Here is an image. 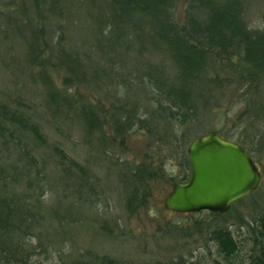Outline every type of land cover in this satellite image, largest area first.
<instances>
[{
    "label": "rangeland",
    "instance_id": "obj_1",
    "mask_svg": "<svg viewBox=\"0 0 264 264\" xmlns=\"http://www.w3.org/2000/svg\"><path fill=\"white\" fill-rule=\"evenodd\" d=\"M190 6L192 0H175L178 27L186 25ZM110 14L108 0H0V105L44 137L0 119V191L35 215L33 243L50 249L56 264L96 256L120 264H227L210 239L220 227L238 242L236 259H244L247 226L264 213V78L242 79L239 56L213 55L198 117L187 126L171 123L156 113L148 76L152 70L177 77L171 53L163 43L150 44L146 23L116 36ZM241 14L264 35V0H244ZM31 24L45 32L34 62L28 60ZM66 54L78 60V81ZM83 108L99 117L93 132L79 115ZM124 112L134 123L118 136L114 120L124 122ZM212 131L243 143L260 170L259 188L223 217L167 210L166 198L191 174L183 154L188 157L194 137ZM56 149L84 173L63 166ZM144 165L155 177L145 203L130 212L123 180Z\"/></svg>",
    "mask_w": 264,
    "mask_h": 264
},
{
    "label": "trees",
    "instance_id": "obj_2",
    "mask_svg": "<svg viewBox=\"0 0 264 264\" xmlns=\"http://www.w3.org/2000/svg\"><path fill=\"white\" fill-rule=\"evenodd\" d=\"M108 1L110 21L116 36L127 32L137 33L143 23H146L151 31L150 44L155 46L157 43H163L176 63L177 77L175 75L165 78L161 73L149 71L150 89L157 91L156 113H159L160 118L165 114V119L169 122L183 126L195 121L199 114L198 93H201L206 84L204 74L213 55L225 56L227 60L239 56L242 67H245L241 74L242 79L255 81L264 78V35L250 30L243 20L241 5L244 0H192L186 25L183 27L177 26L171 14L175 0ZM29 27L31 31L28 37V60L34 62L35 59L39 60L41 55L38 43L45 32L39 31L32 24ZM65 56L62 59L71 64L69 69L77 77L75 80H80L82 74L79 72L78 60L70 54ZM49 94L51 98L56 97L54 90ZM124 114V122L121 118L114 120L118 136L134 123L131 114ZM79 115L86 121L90 132L100 126L99 117L92 110L83 108ZM0 119L7 124L30 127L36 138H44L38 126L31 125L23 115L12 112L9 107L0 105ZM194 138L196 140L200 137ZM225 139L231 140V137L227 136ZM56 151L63 166L76 169L79 175L84 173L83 168L62 150ZM183 156L188 169L191 167L189 158L184 154ZM154 177L145 165L125 176L123 184L128 192L126 205L130 212L145 203L150 180ZM187 181L183 180L181 183ZM213 214L218 217L225 216ZM35 220V215L29 209L18 205L14 199L0 191V264H56L50 249L43 247V244L36 246L33 243ZM247 233L251 242L250 250L244 259L239 260L236 259L240 253L238 242L228 228H215L211 231L210 239L216 243L227 264H264V213L255 224L247 226ZM60 264L120 263L107 256H96L91 261L75 260Z\"/></svg>",
    "mask_w": 264,
    "mask_h": 264
},
{
    "label": "water",
    "instance_id": "obj_3",
    "mask_svg": "<svg viewBox=\"0 0 264 264\" xmlns=\"http://www.w3.org/2000/svg\"><path fill=\"white\" fill-rule=\"evenodd\" d=\"M188 158L190 178L176 184L166 198L165 207L169 211L225 214L260 186V170L247 150L217 132L194 140Z\"/></svg>",
    "mask_w": 264,
    "mask_h": 264
}]
</instances>
